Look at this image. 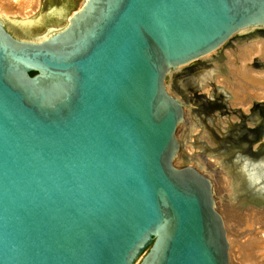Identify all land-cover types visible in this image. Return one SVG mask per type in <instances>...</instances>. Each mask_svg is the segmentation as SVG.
Wrapping results in <instances>:
<instances>
[{
	"label": "water",
	"instance_id": "water-1",
	"mask_svg": "<svg viewBox=\"0 0 264 264\" xmlns=\"http://www.w3.org/2000/svg\"><path fill=\"white\" fill-rule=\"evenodd\" d=\"M252 31L264 0H40L0 17V264H229L210 177L175 162L187 99L172 83ZM253 112L264 100L217 130L231 180L264 160V127L255 151L230 134L253 135ZM241 177L229 199L263 209Z\"/></svg>",
	"mask_w": 264,
	"mask_h": 264
},
{
	"label": "bare ground",
	"instance_id": "bare-ground-1",
	"mask_svg": "<svg viewBox=\"0 0 264 264\" xmlns=\"http://www.w3.org/2000/svg\"><path fill=\"white\" fill-rule=\"evenodd\" d=\"M38 6L40 7L39 0H0V12L4 9L11 10L13 12L17 11L22 15V19L29 18L30 16L35 14L37 12L36 9L39 8ZM234 43L235 46L233 48L230 47L229 49L224 51L226 54V58L223 65L226 68L227 72L225 74H220L212 77V72L210 73V71L201 72V81L203 82L201 89L207 90L208 86L206 85V82L209 85L208 79L213 78V80L217 84H219L221 87L223 86L224 89L228 92L230 97L228 100V105L230 107H240L243 112L248 113L249 107L253 103V100H264V72L260 71V69H254L251 64V61H253V57L251 56L252 54L257 55V61L259 62L258 65L260 64V62L264 61V36H261L257 31H252V33L248 36H236V40ZM236 62H238V64H236ZM214 65L215 67L219 66L217 63H215ZM182 84L186 85L185 88L180 89V91L183 93L182 95L185 96V90H187V86H189L191 82L189 84L187 82H183ZM216 91H218V88H216L215 90H211L210 93H214ZM187 102L190 103V105L186 109L187 118L183 119L184 123H181L182 126L179 127L180 130L179 132H177L179 133V150L177 152L175 160L177 165L187 160H191V162L194 163H196V160H198H195L193 158L194 155L192 153V145L190 141L193 137L189 132L193 130V128L195 127V123L202 122L201 115L198 113L196 105H199L201 109V107L203 108V104L197 99L193 101L190 100V98H187ZM261 116L262 115H259L258 112H253L251 118L252 121H254L253 126L255 127L253 128V135L252 133L250 134L249 131V134H245L247 132L245 126L237 125L235 128H231L230 134L241 136L245 135L250 137L248 140L244 141V144L242 143V148L250 147V151H255V149L257 148L256 144L253 147H251L252 144L249 146V142L251 141L250 139L256 137L255 135H257V133H260V128L264 127V123H261L262 119H264V116ZM244 117L245 116H243L242 119H244ZM233 118L241 123L236 115ZM205 122H202V134L199 137L204 138L206 142L213 145L214 140L217 138L218 134L214 132V129L216 128L218 130L220 128V123H224V120L219 119V117H213L208 119L206 118ZM262 138L264 139V132L262 133ZM202 157L206 158V156ZM222 157H224L223 154ZM214 158V163H216L218 161L217 159L219 158L223 163V158H221L220 154L219 156L216 155V157ZM200 159L201 158H199V162H201ZM251 165L255 169V173L257 171L258 174H261L260 171L264 170V160L257 163L252 162ZM220 170L222 171H219L221 174H228V172L224 169L221 168ZM235 170H237V172H234V177H232V180L230 179V175L229 177H226V180H228L226 182L224 179H221V182H225L227 189L230 190L229 185L231 184V181L238 183L239 178L240 180H242L243 178L241 176L245 175V173H249V177H245L246 182L252 185H258L259 190H261V186H264V179L257 178L259 177L258 174H252L245 168L243 169L241 167V164H238V168ZM218 177L216 179H218L219 181L221 177ZM218 212L222 217V221L226 231L229 264H232L230 260L232 259L233 254H235V251L239 248H241L242 250H239V258L241 261H244L242 264H264V208L257 209L252 206H248L246 208L233 207L230 205V202L227 201L225 204H223L222 202L218 203ZM260 217H262V219L259 220ZM232 221H235L237 224L235 226L232 225L230 223ZM226 229H228V231ZM230 230H233L234 233L237 234L241 233L242 236L236 237L237 235L233 234ZM238 245L239 248H237ZM234 247L236 248L233 250Z\"/></svg>",
	"mask_w": 264,
	"mask_h": 264
},
{
	"label": "rangeland",
	"instance_id": "rangeland-1",
	"mask_svg": "<svg viewBox=\"0 0 264 264\" xmlns=\"http://www.w3.org/2000/svg\"><path fill=\"white\" fill-rule=\"evenodd\" d=\"M39 4H40V0H39ZM38 9L39 8H37L36 10H38ZM0 17H6V18H9V19H22L21 18L22 15L19 12H17V11L16 12H13V11L7 10V9H4L3 11L0 12ZM235 40H236V37L233 38V39H231L228 43H226L220 49L221 50L220 52L213 51L214 53L211 52L206 57L205 56L204 57H201V58L197 59L195 62L190 63V64H186L185 66H183L181 68V70L178 72V74L175 75L176 81L172 83V84H176L180 89H183V88L186 87L185 84H182L183 82H187L188 84L191 82V84L189 86H187L188 87L187 90H185V96H186V98L184 96V99L185 100L187 98H189V92L191 90H192L193 93H195L196 95H198L200 97V100L199 101H201V102L203 101L202 100L203 99L202 96L204 94H207L208 96L211 95V98L213 97V98L216 99L218 95H220L221 93H223L224 96H225V100H226L224 106L212 107L210 110L205 111L204 108L201 107V109H200L199 105H196L197 111L201 115V121L202 122H205L206 118L208 119V118H213V117H217V118L219 117V119L224 120V123L223 122L220 123V128L221 127H224L226 125V123H225L226 120L231 119L233 121V119H234L233 117L236 114L235 113H232V110H234V109H241V108L240 107H230L228 105V100L230 98L228 92L224 89L223 86L221 87L219 84H217L213 80V78L212 79H210V78L208 79L209 85L206 82V85L208 86V89L207 90L201 89L202 83H203L201 81L202 80L201 79V72L210 71V73L212 72L211 73V77L212 76H216V75H220V74H225L227 72V70H226V68L223 65L224 64V60L226 58V54H225L224 51L227 50V49H229L230 47L233 48L235 46V43H234ZM251 56L253 57V61H251V64L254 67V69H257V70L260 69V71L264 72V67H261V66H257L256 65L257 64L256 63L257 62V58H258L257 55L256 54H252ZM213 63L214 64L217 63L219 66L218 67L217 66L215 67V65ZM236 64H238V62H236ZM194 80H195V83H194ZM169 83H170L169 79L166 78V84H169ZM212 86H216V88H218V91H216L214 93L211 92V94H209V90L211 91L213 89ZM192 92H191V94H193ZM195 98H197V97L192 98L193 101L195 100ZM186 103L187 104L184 107L185 108L184 118H187V116H186V112H187L186 109L190 105L189 102H186ZM214 111H216V112H214ZM210 115H212V116H210ZM202 122L201 123L200 122L195 123V125H194L195 127L193 128V130H191L189 132L190 135L193 137L190 140L191 141V145H192V153L194 155L193 158L195 160L196 159H198V160H196L197 161L196 163L191 162V160H187V163H190L191 165H194L198 169H200V170H202V171H204V172H206L208 174V176L210 177V179L212 181V185H213V188L215 190L214 192H215L217 201L219 200L218 203H221L222 202L223 204H225L228 201V202H230V205L233 206V207H239V206H240V208H246V207H248V206H245V205H243V206L237 205V204H235V202H233L232 200L229 199V193H230V190H231V185H229L230 186V190H229V189L226 188V184H225V182L228 181V180H226V177H229V174H225V175L224 174H221L219 172V171H221L220 170L221 169V166L219 165L218 162L214 163L215 162V158L214 157H216V156H215V154H213L214 153L213 150H215V147L217 146L219 139L216 138L214 140L213 145H211L208 142H206L204 138L199 137L202 134V126H203L202 125ZM182 124L177 127V131H176V137H177V139H178V135H179V133H177V132H179V130H180L179 127H181ZM214 130H215L214 132L217 134V129L215 128ZM202 156H204V157L206 156V158H203ZM199 158H201L200 159L201 162H199ZM217 160L218 161L219 160L221 161L220 158L217 159ZM218 176L221 177L219 181H218V179H216ZM221 179H224L225 182L224 181L221 182ZM260 219H262V217H260L259 220ZM235 221H232L230 223L235 226L237 224ZM226 230L228 231V229H226ZM230 231L233 234L237 235L236 237L242 236L241 233H238L237 234V233H234L233 230H230ZM235 235H234V237H235ZM236 247H234L233 250ZM237 248H239V245H238ZM239 250L242 251L241 248H239L238 250H236L235 251V254H233V257H232L233 260L232 259L230 260L232 264H242L244 262V261H241L240 258H239V253H240Z\"/></svg>",
	"mask_w": 264,
	"mask_h": 264
},
{
	"label": "flooded vegetation",
	"instance_id": "flooded-vegetation-1",
	"mask_svg": "<svg viewBox=\"0 0 264 264\" xmlns=\"http://www.w3.org/2000/svg\"><path fill=\"white\" fill-rule=\"evenodd\" d=\"M258 60V59H257ZM257 63V62H256ZM255 63V64H256ZM258 65V64H256ZM222 92V91H221ZM220 96V97H219ZM211 100H209V102H212L214 105L218 104L217 106H224L225 105V96L223 93H221L220 95L217 96V98H209ZM256 100H253V102H255Z\"/></svg>",
	"mask_w": 264,
	"mask_h": 264
},
{
	"label": "trees",
	"instance_id": "trees-1",
	"mask_svg": "<svg viewBox=\"0 0 264 264\" xmlns=\"http://www.w3.org/2000/svg\"><path fill=\"white\" fill-rule=\"evenodd\" d=\"M35 72H30L31 75H33Z\"/></svg>",
	"mask_w": 264,
	"mask_h": 264
}]
</instances>
